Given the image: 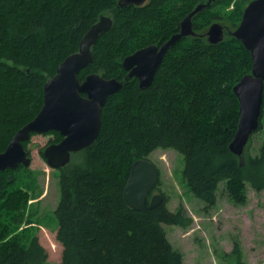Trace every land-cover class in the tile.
Masks as SVG:
<instances>
[{
    "label": "trees",
    "instance_id": "1",
    "mask_svg": "<svg viewBox=\"0 0 264 264\" xmlns=\"http://www.w3.org/2000/svg\"><path fill=\"white\" fill-rule=\"evenodd\" d=\"M206 1L146 0L121 7L118 0H0V152L39 111L44 83L100 15L110 16L112 25L92 47V61L80 70L79 80L93 72L123 80L127 54L167 40L186 14ZM224 1L230 0H214L193 17L196 34L170 47L148 87L140 89L131 77L107 98L96 139L73 154L78 162L72 157L58 173L54 215L62 264H184L163 224L186 228L192 217L181 208L168 210L164 197L146 211L124 199L131 164L156 148L183 156V179L208 207L216 203L222 181L237 203L245 201L246 183L256 191L264 188V140L255 154L246 149L262 128V112L243 155L228 146L239 115L232 88L250 72L251 56L229 33L241 19L243 0L236 2L224 39L216 44L206 39L214 18L207 11ZM53 134L48 142L60 139ZM19 168L26 167L0 170V264H44L47 251L37 236L24 244L15 232L30 194L19 186Z\"/></svg>",
    "mask_w": 264,
    "mask_h": 264
},
{
    "label": "water",
    "instance_id": "2",
    "mask_svg": "<svg viewBox=\"0 0 264 264\" xmlns=\"http://www.w3.org/2000/svg\"><path fill=\"white\" fill-rule=\"evenodd\" d=\"M146 0H118V5H141ZM214 0L198 3L180 21L179 30L161 44H149L127 54L121 62L127 71L123 80L106 78L100 73H88L79 80L80 70L92 61V47L99 36L110 29L112 18L100 15L79 40L78 49L67 55L56 67L53 76L43 85V102L36 115L20 127L6 148L0 152V170L29 166L30 156L23 142L31 133L57 131L62 139L50 143L43 155L51 168L66 166L71 153L89 146L97 137L101 126V112L107 98L118 92L131 77L138 87H148L169 48L182 37L195 35L193 17L209 7ZM230 35L239 40L250 52L251 69L233 85L238 100V121L229 149L242 156L250 136L258 129L263 105L264 87V0H250L245 5L241 19ZM205 36L210 44L224 39V27L212 22ZM160 172L149 158L136 159L130 167L124 188L126 203L135 210H150L162 202L157 193L147 201V195L159 181Z\"/></svg>",
    "mask_w": 264,
    "mask_h": 264
},
{
    "label": "rangeland",
    "instance_id": "3",
    "mask_svg": "<svg viewBox=\"0 0 264 264\" xmlns=\"http://www.w3.org/2000/svg\"><path fill=\"white\" fill-rule=\"evenodd\" d=\"M236 2L230 0L227 4L224 1L208 10L209 16H214L209 25L218 21L231 29ZM261 123V130L253 134L246 147L253 154L264 140V104ZM53 136V133L32 134L25 147L30 164L16 171L21 179L19 186L30 190V194L23 208V221L15 232L24 244L32 235L37 236L47 251L44 264H62V245L56 239L57 218L54 215L60 198L59 172L47 164L41 153ZM74 158V162L80 160L79 156ZM148 158L159 168V184L154 192L164 197V206L172 212L181 208L192 217V223L186 228L163 224L168 240L182 254L184 264H264V188L256 191L246 183L245 201L237 203L226 193L222 181L216 203L208 207L191 193L184 181L183 156L178 151L156 148Z\"/></svg>",
    "mask_w": 264,
    "mask_h": 264
},
{
    "label": "flooded vegetation",
    "instance_id": "4",
    "mask_svg": "<svg viewBox=\"0 0 264 264\" xmlns=\"http://www.w3.org/2000/svg\"><path fill=\"white\" fill-rule=\"evenodd\" d=\"M246 4H247V3H246ZM244 7H245V6H244ZM243 9H244V8H243ZM242 12H243V10H242ZM241 16H242V14H241ZM181 20H182V19H181ZM181 20H180V21H181ZM217 22H218V21H217ZM179 24H180V23H179ZM221 24H222V23H221ZM222 26L224 27V34H225L226 31H227L226 26H225L224 24H222ZM178 30H179V28H178ZM178 30H177V31H178ZM177 31H175V32H177ZM175 32H174V33H175ZM227 32H228V31H227ZM182 38H183V37H182ZM182 38H181V39H182ZM206 39H207V38H206ZM163 42H164V41H163ZM161 43H162V42H161ZM161 43H160V44H161ZM169 49H170V48H169ZM167 52H168V51H167ZM161 63H162V62H161ZM160 65H161V64H160ZM160 65H159V66H160ZM157 69H158V68H157ZM125 71H126V70H125ZM126 73H127V71H126ZM54 132H56L57 134L60 135L59 132L54 131V130H51V131L49 130V131H47V132H45V133L49 134V133H54ZM62 137H63V136L60 135V139H59L58 141H60V140L62 139ZM58 141H56V142H58ZM50 143H54V142H53V141H52V142H48L45 146H47V145L50 144ZM74 153H76V152H74ZM74 153H71V159H72ZM66 166H67V165H66ZM66 166L61 167V168H56V169H57L58 172L60 173L61 170L64 169ZM157 168H158V167H157ZM158 169H159V168H158ZM159 172H160V171H159ZM155 188H156V187H155ZM155 188H154V189H155ZM154 189H153V190L147 195V201L150 200V198L152 197V195L157 194V192H154Z\"/></svg>",
    "mask_w": 264,
    "mask_h": 264
}]
</instances>
